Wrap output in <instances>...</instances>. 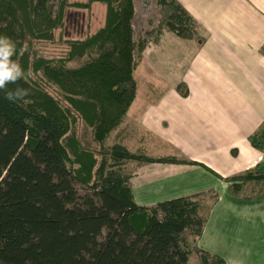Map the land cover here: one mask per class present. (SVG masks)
<instances>
[{
  "label": "trees",
  "instance_id": "obj_1",
  "mask_svg": "<svg viewBox=\"0 0 264 264\" xmlns=\"http://www.w3.org/2000/svg\"><path fill=\"white\" fill-rule=\"evenodd\" d=\"M94 3L105 5L103 27L82 40H63L64 9ZM158 4L173 10L164 21L170 32L193 37L196 25L180 5ZM133 16V0H0V36L13 41L12 59L26 75L8 88L29 92L16 102L0 92V264H188L192 251L201 264H226L190 248L188 238L200 237L206 220L199 195L141 207L122 173L127 161L198 163L149 158L121 145L107 152L108 163L80 137L81 125L101 146L135 99L133 71L148 42L134 41ZM57 30L64 53L39 56L32 47L54 42ZM250 144L264 149V126ZM250 180L264 175L248 170L232 178ZM77 184L86 191L80 194Z\"/></svg>",
  "mask_w": 264,
  "mask_h": 264
},
{
  "label": "crops",
  "instance_id": "obj_2",
  "mask_svg": "<svg viewBox=\"0 0 264 264\" xmlns=\"http://www.w3.org/2000/svg\"><path fill=\"white\" fill-rule=\"evenodd\" d=\"M173 1L200 38L164 31L147 44L138 64L172 76L169 88L147 83V96H135L120 124L122 145L130 153L198 164L127 161L122 173L141 207L213 191L193 245L226 264L264 263V180L232 181L248 170L264 175V149L250 144L264 126V0ZM217 245L251 248L247 258L246 251L220 255Z\"/></svg>",
  "mask_w": 264,
  "mask_h": 264
},
{
  "label": "rangeland",
  "instance_id": "obj_3",
  "mask_svg": "<svg viewBox=\"0 0 264 264\" xmlns=\"http://www.w3.org/2000/svg\"><path fill=\"white\" fill-rule=\"evenodd\" d=\"M64 1L65 3H68V4L88 3V0H64ZM196 2L192 3V7L195 8V5L197 4ZM133 3H134V10H135L134 16L132 19L134 41H138L139 39H145L149 43V42L156 40L157 36L160 33H163L164 31L169 32L168 28L164 24V21L166 20L167 16L173 13V10L170 8V6L162 7L158 4V0H133ZM104 6L101 4H93V5L91 4L89 5L88 9H83V8L77 9L72 6L66 7L64 9L65 11L64 27L61 30L62 39L63 40H82L86 38L87 36L95 33L100 28H102L104 25V20H105V7ZM57 7H59V4L58 3L54 4L53 6L54 12L56 11ZM191 29L193 30L195 37L200 38L199 30L194 29V26ZM55 33L56 34H55L54 42L41 41L37 44L35 43L36 45L34 46L32 45L33 43L31 44L33 46L32 47L33 50L39 56L46 57V58L47 57H58L64 53L65 45L62 41L59 40L60 31L57 30ZM151 61L153 62L154 58ZM148 71H149V68H144V66L142 67L138 63L136 67L134 68L133 77L136 82V90H137L136 96H138L139 98L147 96L146 94L149 91V89H147V83H148V87H149V84L158 85L159 83L161 84L164 83L162 88L165 87L166 85L169 88L167 76H172L171 71L167 72L166 74H162L160 71L159 73H156V71L154 70V66H152L150 72ZM139 92L140 94H138ZM79 128H80L79 129L80 137L82 138V140H84V142L91 143V144L86 143L85 147L89 146L87 148H90V149L93 148L98 151V153H96L97 155H95V157L98 160H100L103 156L107 159L108 163H111L107 152H110V149L114 147L115 145L124 146L122 145V140L125 141V139H124V135L122 134V131L120 130V125L108 135V137L106 138V140L103 142L101 146L92 144L91 135L89 133L87 134L84 133L81 125ZM130 144H131V140H130ZM130 146L134 148L133 145H130ZM164 157H174L177 160L184 159V158H178L176 156H164ZM164 157H160V158H164ZM85 188L86 187H84L83 185L77 184V189L80 194L86 191ZM231 189L234 191L233 185ZM237 191H234V192H237ZM213 193H214L213 191L210 193H206L204 197L199 195L200 196L199 199L201 200V203L203 204L204 207H208L214 201L215 196L213 195ZM188 240H189L190 248L195 249L194 247L196 245H193V241H191L192 237H189ZM215 248L220 249V255H228V256H233V255H236L238 252L246 251L247 258H248L249 252L247 251L248 249L251 248V245H250V248L248 247V245H217V247ZM198 258L200 259L199 254H197L195 251H192L191 256L189 258V264H201ZM246 261L250 263V259H246ZM254 261L256 260L252 259L253 264H255ZM243 264H247V263L245 262ZM258 264H264V263L262 261H258Z\"/></svg>",
  "mask_w": 264,
  "mask_h": 264
},
{
  "label": "clouds",
  "instance_id": "obj_4",
  "mask_svg": "<svg viewBox=\"0 0 264 264\" xmlns=\"http://www.w3.org/2000/svg\"><path fill=\"white\" fill-rule=\"evenodd\" d=\"M16 53V46L6 36H0V92L5 94V99L16 102L22 101L29 95L27 89L15 88L9 90V85H14L21 79H26L22 67L12 57Z\"/></svg>",
  "mask_w": 264,
  "mask_h": 264
}]
</instances>
